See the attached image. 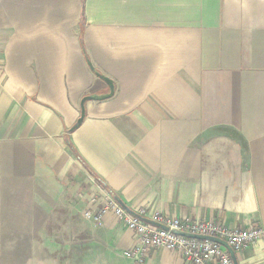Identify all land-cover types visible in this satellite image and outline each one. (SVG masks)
Here are the masks:
<instances>
[{"label":"crops","instance_id":"obj_1","mask_svg":"<svg viewBox=\"0 0 264 264\" xmlns=\"http://www.w3.org/2000/svg\"><path fill=\"white\" fill-rule=\"evenodd\" d=\"M95 73L113 94L70 131ZM72 148L127 208L264 226V0H0V264L56 228L77 260L134 264L130 230L83 218L100 186ZM231 260L264 264V240Z\"/></svg>","mask_w":264,"mask_h":264},{"label":"built area","instance_id":"obj_2","mask_svg":"<svg viewBox=\"0 0 264 264\" xmlns=\"http://www.w3.org/2000/svg\"><path fill=\"white\" fill-rule=\"evenodd\" d=\"M98 188L99 193L91 196L81 214L93 224L102 223L108 215L130 230L133 234L132 243L123 251V255L131 258L134 264H145L155 250L176 252L190 264H233L229 252L219 242L186 234L219 238L233 251H241L264 240V226L228 228L213 218L178 219L149 206L127 210L112 194L102 187Z\"/></svg>","mask_w":264,"mask_h":264},{"label":"rangeland","instance_id":"obj_3","mask_svg":"<svg viewBox=\"0 0 264 264\" xmlns=\"http://www.w3.org/2000/svg\"><path fill=\"white\" fill-rule=\"evenodd\" d=\"M86 221L90 222L88 220ZM25 232H29V230H22L23 236L25 235ZM62 232L63 231L59 228L30 230L32 242L34 243L27 245V248L22 244V257L28 258L31 253L33 254V259H23L22 264H97V261H90L88 258H86V260H77L75 258L77 255L71 253V245L68 246L67 244L66 246L65 244H62V242H64L61 237ZM68 247L70 249L67 252ZM88 254L89 253H86V256H89ZM50 257H53L54 260L51 261ZM67 258L69 259L67 260Z\"/></svg>","mask_w":264,"mask_h":264},{"label":"water","instance_id":"obj_4","mask_svg":"<svg viewBox=\"0 0 264 264\" xmlns=\"http://www.w3.org/2000/svg\"><path fill=\"white\" fill-rule=\"evenodd\" d=\"M88 64H89V63H88ZM95 74L107 84L109 91H108L107 93H105V94H90V95L88 94V95L83 96V97L80 99V102H79L80 115H79V117L77 118L75 124L70 128V131L74 130V129H75V128H76V127L82 122V120H83V118H84V116H85V103H86L87 101H90V100H103V99H107V98L111 97V95L113 94V83H112V81H111L109 78H107V77H105V76H103V75H101V74H99V73H98V74L95 73ZM115 199H116L117 202H118L119 204H121L125 209L129 210V208H127V207L121 202V200H120L119 198H117V197L115 196ZM151 223L156 224V223H154V222H151ZM186 235L189 236V237H194V238H200V239H204V238H205V239H210V240H213V241H217V242H219L221 245L225 246V247L228 249V251L230 252L231 257H233V250H232L231 248H229V247L227 246V244H226L224 241H222L221 239H219V238L212 237V236H203V235H198V234H186Z\"/></svg>","mask_w":264,"mask_h":264},{"label":"trees","instance_id":"obj_5","mask_svg":"<svg viewBox=\"0 0 264 264\" xmlns=\"http://www.w3.org/2000/svg\"><path fill=\"white\" fill-rule=\"evenodd\" d=\"M73 149V148H72ZM74 154L77 156V158L79 159V161L81 162V164L83 165V167H85L89 173H91L94 176V181L97 185H99L100 187L106 189L107 191H109L113 196H115L114 192L104 184V182L102 180H100L89 168L88 166L83 162V160H81V158L76 154L75 150L73 149Z\"/></svg>","mask_w":264,"mask_h":264}]
</instances>
